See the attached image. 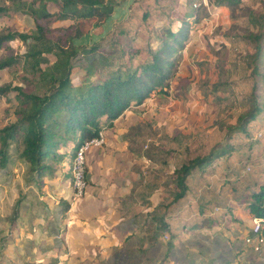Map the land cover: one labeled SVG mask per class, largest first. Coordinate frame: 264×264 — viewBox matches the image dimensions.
I'll return each instance as SVG.
<instances>
[{
    "label": "crops",
    "instance_id": "crops-1",
    "mask_svg": "<svg viewBox=\"0 0 264 264\" xmlns=\"http://www.w3.org/2000/svg\"><path fill=\"white\" fill-rule=\"evenodd\" d=\"M12 94L0 96V128L16 118ZM140 105L104 125L105 141L87 150L86 187L75 200L69 155L61 149L67 145L45 160L50 168L36 171L9 144L0 162V264H264V243L245 241L255 216L249 190L264 183V172L248 179L226 164L216 174L214 159L192 170L185 194L174 199L171 170L148 171L159 164L124 138L136 119L123 116Z\"/></svg>",
    "mask_w": 264,
    "mask_h": 264
},
{
    "label": "rangeland",
    "instance_id": "rangeland-1",
    "mask_svg": "<svg viewBox=\"0 0 264 264\" xmlns=\"http://www.w3.org/2000/svg\"><path fill=\"white\" fill-rule=\"evenodd\" d=\"M21 1L0 0V5L9 8L0 14V31L34 30L31 16L16 7ZM104 1L112 4L113 10L121 11H116L108 25L105 19L97 23V15L90 16L86 22L88 32L81 38L74 37L73 41L88 47L98 42V52L105 57L120 47L122 52L115 57L126 68L141 62L137 55L127 54L128 46L155 48L165 29L177 30L182 21L188 27L183 46L173 55L167 94L153 90L139 107L131 108L129 115L123 116V121L136 119L135 123H141L138 144L145 149L144 145L152 142L161 148L156 157L164 161L156 169L148 164V171L168 175L167 170L172 172L184 157L206 154L211 148H221L230 142L227 151L212 165L216 174L229 166L226 164L242 168L241 173L248 179L264 172V0ZM63 2L49 1L48 8L56 11ZM50 22L48 36L65 42L73 29L71 21L53 18ZM9 43L13 49L10 53L24 52L25 43L21 39L15 38ZM98 52L94 56L84 53L74 63L83 65L92 57H99ZM10 53L0 48V59ZM47 59L51 61L53 56H40L41 66ZM31 60L34 59L28 60L22 55L18 61L1 68L0 86L22 84L24 90L33 91L40 75L38 70H33ZM79 72L84 71L79 66L72 67L70 78L75 84L79 83ZM254 99L261 111L249 125L248 137L239 132L240 135H230L233 137L229 140L225 130L239 113L252 107ZM74 144L61 148L69 155V165ZM22 145L20 134L14 140L12 152H20Z\"/></svg>",
    "mask_w": 264,
    "mask_h": 264
},
{
    "label": "trees",
    "instance_id": "trees-1",
    "mask_svg": "<svg viewBox=\"0 0 264 264\" xmlns=\"http://www.w3.org/2000/svg\"><path fill=\"white\" fill-rule=\"evenodd\" d=\"M49 1L58 2L29 0V3L28 0H22L16 6L31 16L34 22L33 31H0V48H4L8 53L13 51L9 45L10 40L18 38L25 43L23 53H10L0 59V69L18 61L23 55L25 59H34L31 60L33 70H38L40 75L33 91L24 90L22 84L0 86L1 95L8 96L11 94L9 92H12V97L16 100L15 120L8 121L0 128V162L6 160L9 144L18 140L21 134L23 145L19 155L29 162L30 170L36 171L50 168L51 164L45 160L57 155L56 150L60 144L75 143V150L83 140L98 135L104 125L112 126L114 120L131 105L142 104L153 90L167 94L168 79L174 66L173 55L183 46L188 35V27H185L186 24L182 21L177 30L165 29L159 45L155 48L128 46L127 54H141L142 57L139 58L141 62L135 66L128 64L130 66L127 68L115 58L117 53L122 52L120 47L111 50L110 57L101 55L100 60L92 57L84 66L80 65L85 70V78L74 84L70 78L74 60H80L84 53L94 56L99 44L87 47L75 44L73 38L85 33L86 22H89L90 16L97 15V23L110 16L113 5L104 0H65L59 9L51 11L48 8ZM224 1L220 0V3ZM7 7L0 5V14L5 13L9 9ZM53 18L69 20L73 24L71 34L65 42L48 36L47 29L52 28L50 21H53ZM43 54L51 55L53 59L52 62L47 59L41 66L40 56ZM93 75L96 77L92 78ZM259 111L261 106L254 99L252 107L239 113L235 122L228 126L224 132L225 136L240 135L241 132L243 136L248 137L249 125L255 122ZM140 132L141 123H134L124 133V138L136 142ZM232 137L230 136L229 140ZM146 146L142 151L144 155L157 164L164 161V158L160 160L156 157L157 152L161 151L159 145L152 143L145 144ZM229 147L230 142H225L221 148H211L206 154L184 157L171 172L174 177L173 186L176 187L174 199L185 194L188 188L186 179L192 170L210 164ZM72 156L73 153L70 154V161ZM249 191L250 200L247 206L250 212L264 218V183Z\"/></svg>",
    "mask_w": 264,
    "mask_h": 264
},
{
    "label": "built area",
    "instance_id": "built-area-1",
    "mask_svg": "<svg viewBox=\"0 0 264 264\" xmlns=\"http://www.w3.org/2000/svg\"><path fill=\"white\" fill-rule=\"evenodd\" d=\"M200 3V1L198 2ZM197 4V3H195ZM105 141L103 130L99 134L89 139L83 140L73 151V156L70 161L72 195L71 199L75 200L80 197L86 187V153L92 145H101ZM264 218L260 216L252 217L251 233L245 237L248 243L255 242L254 247L259 248L260 244L264 243Z\"/></svg>",
    "mask_w": 264,
    "mask_h": 264
}]
</instances>
